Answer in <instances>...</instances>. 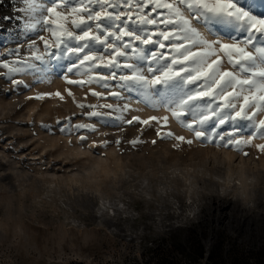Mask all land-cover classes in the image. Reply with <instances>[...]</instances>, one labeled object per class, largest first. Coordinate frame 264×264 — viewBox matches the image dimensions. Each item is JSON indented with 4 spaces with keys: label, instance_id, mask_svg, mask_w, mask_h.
Listing matches in <instances>:
<instances>
[{
    "label": "snow or ice",
    "instance_id": "6c2138e0",
    "mask_svg": "<svg viewBox=\"0 0 264 264\" xmlns=\"http://www.w3.org/2000/svg\"><path fill=\"white\" fill-rule=\"evenodd\" d=\"M55 79L67 85L63 94L36 91L25 99L67 97L79 112L55 124L41 122L40 128L75 136L96 156L104 149L107 159L112 146L123 152L125 144L138 150L168 142L175 150L211 145L259 161L264 156V142L256 143L264 141V0H0V80L8 85L0 86V95L32 91ZM145 109L164 114H132ZM173 123L190 135L173 131ZM29 124L35 127V121ZM102 127L119 134L111 139ZM127 127L137 130L131 139ZM149 131L155 133L150 141ZM92 135L104 138L89 142ZM27 150L0 131V151L14 157L0 162V182L11 185L7 170ZM34 163L49 170L58 166L49 165L47 156ZM151 201L145 178L139 198L121 193L115 204L101 207L132 217L134 204Z\"/></svg>",
    "mask_w": 264,
    "mask_h": 264
},
{
    "label": "rangeland",
    "instance_id": "374dc122",
    "mask_svg": "<svg viewBox=\"0 0 264 264\" xmlns=\"http://www.w3.org/2000/svg\"><path fill=\"white\" fill-rule=\"evenodd\" d=\"M0 86L8 85L0 80ZM65 87L63 80L55 79L32 91L0 95V131L9 141L15 140L19 149H28L7 170L11 185L0 182V264H156L152 249L158 245L169 250L166 264H188V257L178 250L188 254L186 237L173 242L162 239L176 227L195 224L205 228L202 243L206 250L221 249V264H264V169L259 166L264 156L259 161L245 160L211 145L181 151L166 142L158 146L148 143L138 150L125 144L123 152L112 146L104 159V149H100L101 156H96L81 148L75 136L52 135L40 128L41 122L55 124L58 118L79 112L70 98L63 102L56 98L25 99L36 91L60 90L63 94ZM72 91L77 99H83L82 91L75 87ZM132 114L146 118L164 113L145 109ZM30 120L35 121V127ZM171 127L178 134L190 135L174 123ZM100 131L109 133L111 139L119 134L115 128L102 127ZM136 134V128L127 127V138ZM103 138L92 135L89 142ZM154 138V132L145 134L148 141ZM224 152L234 154L233 164L242 159L254 177L243 190L233 191L232 186L225 185L229 192L219 191L223 186L219 177L223 174L220 158ZM44 156L49 165L56 162L58 166L49 170L34 163ZM10 159L14 157L0 151V162ZM25 160L33 163L20 162ZM96 160L101 168L91 176L88 168ZM173 168L182 170L180 175H172ZM145 178L152 188V201L142 207L134 204L135 216L123 212L114 215L115 207L106 211L101 207L102 202L115 204L121 193L139 198ZM240 192L250 195L245 198Z\"/></svg>",
    "mask_w": 264,
    "mask_h": 264
},
{
    "label": "trees",
    "instance_id": "16d2710c",
    "mask_svg": "<svg viewBox=\"0 0 264 264\" xmlns=\"http://www.w3.org/2000/svg\"><path fill=\"white\" fill-rule=\"evenodd\" d=\"M204 226L200 224L189 225L185 227H176L172 229L163 241L173 242L176 239L184 236L188 243V254H184L181 248H178L179 252L183 256L188 257V264L195 263L201 259L206 261V264H221L223 262V255L221 249L216 251H209L205 249V246L202 243V238L205 237ZM169 250L162 248L160 245L153 247L152 253L153 257L156 260V264H166L167 252ZM153 258H150V260ZM147 262H145L146 264Z\"/></svg>",
    "mask_w": 264,
    "mask_h": 264
},
{
    "label": "bare ground",
    "instance_id": "6f19581e",
    "mask_svg": "<svg viewBox=\"0 0 264 264\" xmlns=\"http://www.w3.org/2000/svg\"><path fill=\"white\" fill-rule=\"evenodd\" d=\"M113 151V150H112ZM111 154V153H110ZM113 154V153H112ZM115 154V153H114ZM234 157V154L233 153H229V152H224L223 153V155H222V158H220L221 160H220V162H222L223 164H224V167H223V174H221L220 175V177L219 178H221V182L223 183V186H220V188H219V191H222V192H224L225 190H226V187H225V185H228L229 187H231L232 186V189L231 190H235V189H239V191L242 189L243 190V188H245L247 185H249L252 181H253V179H254V177L253 176H251L248 172H247V166L243 163V161H241L242 159H240V161L238 162V163H236V164H233V162H232V158ZM98 159H100V158H98ZM214 159V158H213ZM102 160V159H101ZM105 161V160H104ZM264 162V161H263ZM95 164H94V166H93V164H92V166H90V167H92L91 169H90V167L88 168L89 169V173L91 174V176L92 175H94V174H96V173H91L92 171H94V170H98V168L100 167L99 165H100V161L98 160H96V162H94ZM104 164V163H103ZM258 165V164H257ZM262 169H264V163H260V165H259ZM94 167V168H93ZM101 168V167H100ZM105 168H107L106 166H105ZM105 168H102V170H104ZM109 168V167H108ZM101 170V169H100ZM112 170V169H111ZM180 171H182V170H179V169H177V168H173V170H172V175H173V173H176V174H179L180 175ZM193 171V170H192ZM98 173H99V170L97 171ZM100 172H104L105 173V171H100ZM110 172H112V171H110ZM187 172V171H186ZM192 173H194V172H192ZM263 174H264V172H262ZM189 175H190V173H188ZM195 174V173H194ZM175 175V174H174ZM181 175H182V173H181ZM188 175V176H189ZM184 177H185V173H184V175H183ZM183 177V178H184ZM189 177H192V176H189ZM186 178H187V175H186ZM193 179H194V177H192ZM192 178H190V179H192ZM188 182H189V180H187ZM192 181V180H191ZM191 183V182H190ZM221 183V184H222ZM192 185H194V184H192ZM228 187V188H229ZM233 190V191H234ZM227 191V190H226ZM227 192H229V190L227 191ZM220 193V192H219ZM224 193H226V192H224ZM237 193H239V192H237ZM241 193V192H240ZM104 201V200H103Z\"/></svg>",
    "mask_w": 264,
    "mask_h": 264
}]
</instances>
